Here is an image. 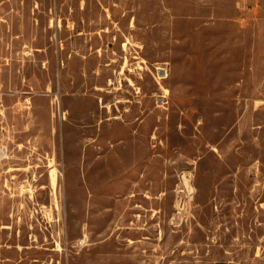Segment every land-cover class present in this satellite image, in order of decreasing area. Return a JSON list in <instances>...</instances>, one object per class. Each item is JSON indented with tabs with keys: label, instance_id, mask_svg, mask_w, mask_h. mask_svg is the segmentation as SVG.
Returning a JSON list of instances; mask_svg holds the SVG:
<instances>
[{
	"label": "rangeland",
	"instance_id": "rangeland-1",
	"mask_svg": "<svg viewBox=\"0 0 264 264\" xmlns=\"http://www.w3.org/2000/svg\"><path fill=\"white\" fill-rule=\"evenodd\" d=\"M0 112V264H264V0H0Z\"/></svg>",
	"mask_w": 264,
	"mask_h": 264
},
{
	"label": "built area",
	"instance_id": "built-area-1",
	"mask_svg": "<svg viewBox=\"0 0 264 264\" xmlns=\"http://www.w3.org/2000/svg\"><path fill=\"white\" fill-rule=\"evenodd\" d=\"M0 115H2L1 112ZM6 135L4 126L0 125V162L6 160L10 154Z\"/></svg>",
	"mask_w": 264,
	"mask_h": 264
},
{
	"label": "bare ground",
	"instance_id": "bare-ground-1",
	"mask_svg": "<svg viewBox=\"0 0 264 264\" xmlns=\"http://www.w3.org/2000/svg\"><path fill=\"white\" fill-rule=\"evenodd\" d=\"M55 171V170H54ZM53 172V171H52ZM50 175H52V174H50ZM54 178V177H53ZM54 180V179H53Z\"/></svg>",
	"mask_w": 264,
	"mask_h": 264
}]
</instances>
